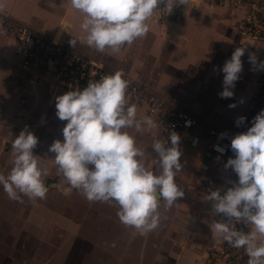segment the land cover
<instances>
[{"label": "crops", "instance_id": "crops-1", "mask_svg": "<svg viewBox=\"0 0 264 264\" xmlns=\"http://www.w3.org/2000/svg\"><path fill=\"white\" fill-rule=\"evenodd\" d=\"M245 10V7L231 8L194 0V5L186 7L178 21L150 20L148 34L126 45L114 57L86 44L78 42L75 47L70 44L73 37L81 35L82 14L68 0H0V15L101 62L112 72L123 71L126 78L190 110L200 120L191 131L176 132L181 138L182 169L175 179L185 195L170 209L160 201L161 222L147 234L120 222L115 201L99 202V208L107 211L99 220L100 238L90 237V240H100L98 248L84 250L85 256L90 255L86 264H207L209 249L222 241L213 238L210 228L213 221H222V214H213L212 202L205 197L216 189H222L223 194L230 187L235 172L226 169L225 164L235 153L230 147L227 155H221L212 146L218 135L234 137L252 126L258 112L253 99L260 92L264 74V43L247 38L241 29ZM63 23L71 25V33L63 29ZM17 46L14 31L0 24V152L4 149L11 152L12 141L25 128L39 134L49 148L57 139L64 140L63 128L67 123L56 115V97L64 94L57 77L35 66L26 67ZM241 46L246 50L234 96L222 98L219 93L223 91V65ZM250 54L255 55V64L250 62ZM231 104L236 106L229 107ZM137 116H145L139 106ZM241 116L246 117L249 126L237 125ZM41 120L48 122L41 125L44 131L37 125ZM129 131L144 149L147 166L155 170L154 159L158 154L151 146L154 137L147 131ZM155 131L161 140H166L170 133L160 127ZM168 145L171 146L170 140ZM208 151L211 154L208 162H204ZM54 155L47 153L44 161H51L52 175L63 179L58 174ZM50 192L63 194L61 188ZM76 194L82 198L79 203L85 209L96 208L94 202L73 189L71 195ZM111 210L115 213L109 216ZM91 225L89 220L85 227L90 235L94 233ZM248 259L245 255L239 264H248Z\"/></svg>", "mask_w": 264, "mask_h": 264}, {"label": "clouds", "instance_id": "clouds-1", "mask_svg": "<svg viewBox=\"0 0 264 264\" xmlns=\"http://www.w3.org/2000/svg\"><path fill=\"white\" fill-rule=\"evenodd\" d=\"M71 7L82 14L81 35L73 37L70 44L82 43L100 53L117 56L126 45L146 36L150 19L164 6L169 12L178 4L188 7L194 0H68ZM71 33L69 23L61 24ZM244 46L236 48L222 68L224 73L222 98L234 96V87L243 70ZM250 62L256 63L253 54ZM131 81L123 71L90 81L83 88L70 90L56 97V115L67 121L63 128L64 140L57 139L48 151L54 153L58 174L67 187L57 185L64 195L73 189L89 202L115 201L119 206L117 216L125 227L147 234L156 230L161 222L160 201L170 209L185 195L177 183L181 172L182 155L180 135L170 132L166 140L158 138L159 125L150 117L137 116V106L129 102ZM235 104L229 107H235ZM239 117L237 125L245 122ZM135 133L149 132L154 137L151 144L157 158L155 170L147 166L145 151L138 146ZM171 142V146L168 142ZM38 137L27 128L12 141L13 167L5 176L0 174L9 199L21 196L45 199L49 187L45 177L49 169L41 165L33 150ZM235 153L225 164L238 176L227 191L216 189L206 195L212 202L213 214H222L225 221H213L210 228L213 238L236 249H243L248 264H264V110L254 117L246 132L231 140ZM221 153L224 148L217 146ZM242 223L248 231L238 229Z\"/></svg>", "mask_w": 264, "mask_h": 264}, {"label": "built area", "instance_id": "built-area-1", "mask_svg": "<svg viewBox=\"0 0 264 264\" xmlns=\"http://www.w3.org/2000/svg\"><path fill=\"white\" fill-rule=\"evenodd\" d=\"M207 2L231 8L245 7V16L241 27L243 34L247 38L261 40L264 43V6L257 0H208ZM186 7L188 6L178 4L169 12L166 7L161 6L150 20L178 21L184 15ZM0 24L14 31L18 42L17 50L23 57L24 65L53 72L64 94L76 88L83 89L90 81H96L102 76L115 73L107 69L101 62L68 48L53 38L35 32L29 26L16 22L5 15H0ZM130 81L129 102L143 108L145 116L155 120L165 132L191 131L200 122L199 118L190 110L176 106L162 96L151 92L147 87ZM253 104L258 108V112L264 110V74L260 92L253 99ZM241 125L247 127L250 124L246 119ZM232 138V136L218 135L212 150L221 155H227ZM217 146L224 148L225 151L219 152ZM236 181H238V176L234 173L230 187ZM220 219L227 220L223 215L220 216ZM237 228L243 229L245 232L249 230L242 223H238ZM245 255L243 249L233 248L227 242L221 241L209 249L207 264H239Z\"/></svg>", "mask_w": 264, "mask_h": 264}, {"label": "rangeland", "instance_id": "rangeland-1", "mask_svg": "<svg viewBox=\"0 0 264 264\" xmlns=\"http://www.w3.org/2000/svg\"><path fill=\"white\" fill-rule=\"evenodd\" d=\"M257 1L264 6L263 0ZM47 123L41 120L37 125L44 131L41 125ZM35 135L38 144L33 152L40 164L49 169V175L45 177L49 191L45 199L33 200L22 195L19 200H12L0 185V264H86L90 255L85 256L84 250L98 248L100 240H90V237L100 238L99 220L107 210L99 208V202H94L96 208L85 209L77 194L66 196L50 192L65 182L52 175V162L44 161L49 153L45 146L47 142H43L39 134ZM11 153L5 149L0 152V174L5 176L13 167ZM52 179L59 181L55 183ZM112 213L115 210H111L109 216ZM89 220L94 230L91 235L85 229Z\"/></svg>", "mask_w": 264, "mask_h": 264}, {"label": "water", "instance_id": "water-1", "mask_svg": "<svg viewBox=\"0 0 264 264\" xmlns=\"http://www.w3.org/2000/svg\"><path fill=\"white\" fill-rule=\"evenodd\" d=\"M260 112H261V111L257 112V114L260 113ZM257 114H256V115H257ZM256 115H255V116H256ZM253 122H254V118H253ZM210 154H211L210 151H208V152L205 154V159L203 160L204 162H208L207 159H208V157L210 156Z\"/></svg>", "mask_w": 264, "mask_h": 264}]
</instances>
